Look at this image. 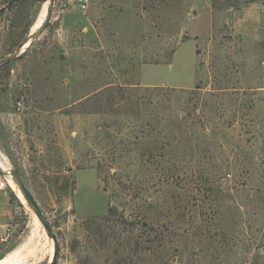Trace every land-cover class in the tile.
Here are the masks:
<instances>
[{"label":"rangeland","instance_id":"374dc122","mask_svg":"<svg viewBox=\"0 0 264 264\" xmlns=\"http://www.w3.org/2000/svg\"><path fill=\"white\" fill-rule=\"evenodd\" d=\"M49 3L0 0V57ZM0 161L55 264H264V0H58L0 65ZM6 175L0 264H49Z\"/></svg>","mask_w":264,"mask_h":264},{"label":"water","instance_id":"95a60500","mask_svg":"<svg viewBox=\"0 0 264 264\" xmlns=\"http://www.w3.org/2000/svg\"><path fill=\"white\" fill-rule=\"evenodd\" d=\"M57 1L58 0H50V5L48 7L47 15H46L45 20L42 23V25L39 28H37L36 30L31 31L29 34V37L14 52L1 56L0 57V65L10 61L11 59H13L15 57H18L20 54H22L24 51H26V49L32 45L33 40L35 38L39 37L46 30V28L49 26V24L53 18L54 9H55ZM0 171L2 173H4L5 175L9 174L13 177L14 181L17 183V185L21 189L26 201L32 207L33 211L35 212V214L37 215L39 220L45 226L49 236L54 239L55 250H54L52 258L49 261V264H55L57 261V256H58V252H59V240H58V237L54 231V227H53L51 221L48 219V217L44 213L40 203L37 200V198L35 197V195L33 194V192L31 191V189L26 184V182L24 181V179L22 178V176L20 175V173L18 171H12V170L7 171V170L2 169L1 167H0Z\"/></svg>","mask_w":264,"mask_h":264},{"label":"built area","instance_id":"2783aa9c","mask_svg":"<svg viewBox=\"0 0 264 264\" xmlns=\"http://www.w3.org/2000/svg\"><path fill=\"white\" fill-rule=\"evenodd\" d=\"M84 7H86V5H84ZM18 108L21 109L22 108V101L20 100L18 102ZM5 178L4 180H0V189H6L7 188V183H8V177L7 175H4Z\"/></svg>","mask_w":264,"mask_h":264},{"label":"trees","instance_id":"16d2710c","mask_svg":"<svg viewBox=\"0 0 264 264\" xmlns=\"http://www.w3.org/2000/svg\"><path fill=\"white\" fill-rule=\"evenodd\" d=\"M155 88H162V86H156ZM114 211H115V208L113 207V208H110L109 209V215H107V216H105V217H103V218H101L102 220L104 219V220H108L113 214H114ZM92 222L93 221H95V219H93V220H91Z\"/></svg>","mask_w":264,"mask_h":264},{"label":"bare ground","instance_id":"6f19581e","mask_svg":"<svg viewBox=\"0 0 264 264\" xmlns=\"http://www.w3.org/2000/svg\"><path fill=\"white\" fill-rule=\"evenodd\" d=\"M49 5H50V3H49ZM47 11H48V10H47ZM43 22H44V21H43ZM41 25H42V24H41ZM41 25H40V26H41ZM40 26H39V27H40ZM39 27H38V28H39ZM0 163H3V162L0 161ZM0 167H1V166H0ZM9 176H11V175H9ZM11 177H12V176H11ZM18 187H19V186H18ZM19 189H20V188H19ZM20 190H21V189H20ZM36 216H37V215H36ZM38 219H39V218H38Z\"/></svg>","mask_w":264,"mask_h":264}]
</instances>
